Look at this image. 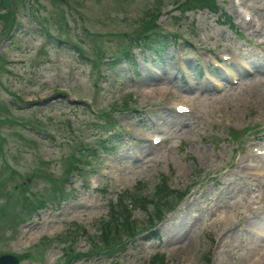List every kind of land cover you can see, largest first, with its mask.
Wrapping results in <instances>:
<instances>
[{
  "label": "rangeland",
  "instance_id": "obj_1",
  "mask_svg": "<svg viewBox=\"0 0 264 264\" xmlns=\"http://www.w3.org/2000/svg\"><path fill=\"white\" fill-rule=\"evenodd\" d=\"M12 1L19 4L20 26L4 37L0 22L7 62L0 69L6 119L0 123V254H24L19 264H67V255L86 252L71 264H148L154 255L155 264H264V196L254 187L255 199L247 193L250 179L264 178V160H251L250 153L264 139V132L256 134L264 131V0H209L210 7L191 9H184L187 0H160L158 9L159 0H69L68 8L57 0ZM220 12L238 22V35L220 24ZM146 22L177 35L160 62L131 49L129 63L112 71L100 63L94 71L55 38L77 43L93 58L92 44L110 55ZM222 53L238 73L235 85H228L225 70L204 61L214 63ZM234 55L251 73L235 65ZM215 82L224 88L216 91ZM179 98L188 114L173 113L175 104H184ZM124 101L129 110L122 112ZM106 115L115 121L107 133ZM111 132L123 146L81 164L79 175L72 171L65 196L58 197L74 143L95 145L98 134ZM153 135L165 140L153 146ZM242 161L249 168H240ZM160 183L172 204L154 226L159 239L141 230L152 204L141 211L136 200L137 233L111 255L96 252L98 228L117 195L150 198Z\"/></svg>",
  "mask_w": 264,
  "mask_h": 264
},
{
  "label": "trees",
  "instance_id": "obj_2",
  "mask_svg": "<svg viewBox=\"0 0 264 264\" xmlns=\"http://www.w3.org/2000/svg\"><path fill=\"white\" fill-rule=\"evenodd\" d=\"M8 0H0V8L6 7L8 6ZM212 5L211 2H209V0H188L187 6L186 8H194L195 6L198 7H210ZM147 15V14H146ZM148 17L151 16L150 13H148L147 15ZM0 20L7 22V29L12 25V14L10 11H7L5 13H0ZM156 27V25H153L152 23L146 22L145 23V30H152V28ZM158 29V28H157ZM145 30L143 32H135L132 33L131 35H128V37H126V41L127 43H130L131 41L136 44V45H140V42L142 46H147L149 45L150 48H152L154 50L155 53H159V51H164L168 44L170 43V39L167 38L168 35L164 34L162 31H160L159 29L157 31L153 30L152 32L146 33ZM123 48H121V51L123 55L126 57L127 56V50L125 49V46H122ZM81 55V53H80ZM2 61V58L0 57V62ZM6 121L1 120L0 119V123ZM110 123V118L106 116L105 118V124L108 125ZM112 138H114V134H109L108 138L106 139L107 141L111 140ZM2 139H0L1 142ZM108 141V142H109ZM119 143V140L115 137L114 140H111V144H110V148H104L103 145H101V149L105 152H108L109 149H111L112 151L114 150V146H112L113 143ZM1 147V146H0ZM84 145H79L78 146V152L79 155L77 158H74L73 156H71V158L73 159L72 161L68 162V165L66 167L65 172L68 173L70 170H77L78 169V164L81 163H86V157L90 156L92 157V154L88 153V154H83L80 151H84ZM2 157V151L0 148V158ZM2 163H5L4 160H1ZM75 163V164H74ZM51 175H47V178H50ZM57 180V179H56ZM58 197L59 196H64V192L62 191V181L59 180L58 181ZM4 182H0V186H3ZM153 194L152 196L149 198V196L146 195H136L135 197H129L130 198V203L132 205H135L136 200H138V202L140 203V207H142V209L144 210L146 208L147 204H152L151 207H153V211H154V219L155 220H159L160 219V213L162 209H169V206L172 203V198L171 197H167L170 196V192H165L166 188H165V184L164 183H160V184H156L154 189H153ZM1 195H5V191L2 192ZM53 197H51L52 199ZM123 197H118L116 200V204L113 205L110 208V214H109V218L107 221L103 222L102 224H100L99 227V235L97 237V246H93L95 248L96 251L99 252H106L107 254H110V250L114 249L116 247V249H120L122 248L121 242L124 238H130L132 236H134V234H136L135 230L137 227V221L132 220L130 217V214L128 212V210L126 209V206L124 205V201H123ZM25 202V197L23 195H21L20 197V204L24 205ZM160 206H162V209H160ZM152 222V217L151 219H149V223ZM92 239V238H91ZM92 240H90V242H92ZM70 255H67V259L66 261H68L70 259ZM154 259L153 258L150 262V264L154 263Z\"/></svg>",
  "mask_w": 264,
  "mask_h": 264
},
{
  "label": "water",
  "instance_id": "obj_3",
  "mask_svg": "<svg viewBox=\"0 0 264 264\" xmlns=\"http://www.w3.org/2000/svg\"><path fill=\"white\" fill-rule=\"evenodd\" d=\"M23 183H21V186ZM23 258V255H10L3 254L0 255V264H17L20 259Z\"/></svg>",
  "mask_w": 264,
  "mask_h": 264
},
{
  "label": "bare ground",
  "instance_id": "obj_4",
  "mask_svg": "<svg viewBox=\"0 0 264 264\" xmlns=\"http://www.w3.org/2000/svg\"><path fill=\"white\" fill-rule=\"evenodd\" d=\"M239 73H240V72H239ZM161 75H162V74H161ZM159 76H160V75H159ZM164 76H165L166 78L168 77L167 74H165ZM162 78H163V77H162ZM151 81H152V80H151ZM148 82H149V81H148ZM157 89H158V90H161L162 88H161V87H157ZM195 91H196V90H195ZM148 92H149V93H152V92H153V89L149 90ZM198 94H199V92H198ZM193 95H194V94H193ZM199 95H200V94H199ZM194 98H195V97H194ZM199 98H200V97H199ZM202 99H203V97H202ZM205 101H206V100H205ZM201 102H202V101H201ZM163 118H164V117H163ZM165 118H166V117H165ZM254 156H255V155H253L252 158H254ZM246 162H247V161H246ZM253 166H254V165H253ZM247 167H248V165H246V164L242 161V165H241L240 168L245 169V168H247ZM248 168H249V167H248ZM259 213H260V212H259ZM257 218H258V221H259V220H260L259 217H257ZM261 218H262V217H261ZM221 219H224V216H222ZM262 219H264V218H262ZM248 224H249V223H248Z\"/></svg>",
  "mask_w": 264,
  "mask_h": 264
}]
</instances>
